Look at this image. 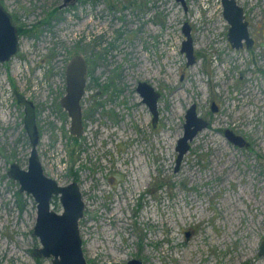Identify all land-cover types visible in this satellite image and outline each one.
Wrapping results in <instances>:
<instances>
[{"label":"rangeland","instance_id":"374dc122","mask_svg":"<svg viewBox=\"0 0 264 264\" xmlns=\"http://www.w3.org/2000/svg\"><path fill=\"white\" fill-rule=\"evenodd\" d=\"M0 1L26 27L19 50L0 62V264H51L32 254L36 203L7 174L12 161L26 167L30 151L14 90L35 104L44 172L79 183L88 264H264V0H236L254 39L239 48L221 0ZM184 21L196 55L189 65ZM76 53L87 61L78 142L59 104ZM138 80L159 91L155 125ZM192 102L209 124L176 168ZM51 206L61 209L57 197Z\"/></svg>","mask_w":264,"mask_h":264},{"label":"water","instance_id":"95a60500","mask_svg":"<svg viewBox=\"0 0 264 264\" xmlns=\"http://www.w3.org/2000/svg\"><path fill=\"white\" fill-rule=\"evenodd\" d=\"M185 5L184 0H180ZM222 13L229 26L227 38L232 47L238 48L245 42L246 47L253 44L244 9L236 0H221ZM181 30L184 38L180 51L185 53L186 65L196 60L192 42L191 26L184 21ZM19 31L13 23L11 14L0 1V62L7 61L19 50ZM65 91L59 98L60 106L69 117V132L79 136L83 131L81 98L85 92L87 78V62L79 53L70 56L64 67ZM136 90L142 96L152 113V124L155 125L158 110L159 91L145 80H138ZM18 102L23 105V126L30 142V151L26 167L12 161L8 167V175L19 184L18 190L30 194L36 203V217L32 233L37 236L39 245L32 249L35 257L49 258L51 264H88L82 248L79 220L83 216L85 203L80 186L76 180L61 184L47 175L37 151L39 130L36 122L34 102L25 94L14 90ZM212 109L216 105L212 103ZM183 133L177 138L175 167L178 168L183 155L189 149L190 141L199 130L207 127L205 118L198 115L196 104L192 102L185 110ZM225 136L234 144H247L246 139L226 128ZM57 197L61 209L51 206ZM259 254H264V236L259 246ZM126 264H142L138 258H130Z\"/></svg>","mask_w":264,"mask_h":264},{"label":"flooded vegetation","instance_id":"af4514ba","mask_svg":"<svg viewBox=\"0 0 264 264\" xmlns=\"http://www.w3.org/2000/svg\"><path fill=\"white\" fill-rule=\"evenodd\" d=\"M67 4V0H63V2H62V4L61 5H66ZM6 9V8H5ZM7 10V9H6ZM8 11V10H7ZM10 13V12H9ZM11 17H12V15H11ZM12 21H13V23L17 26V28H18V31H19V35H21L22 33H24V31H22V32H20V30H19V28H25L26 29V27H23L22 25H18V24H16L15 23V21H14V19H13V17H12ZM253 41H254V39H253ZM245 44V42H244V40H243V44H242V46H246V45H244ZM241 46V47H242ZM235 48V47H234ZM239 48V47H238ZM196 56V55H195ZM87 62V61H86ZM214 101H212L211 102V110H214V109H212V103H213ZM215 103V102H214ZM215 105H216V109L215 110H217L218 109V106H217V103H215ZM214 110V111H215ZM200 116V115H199ZM202 117V116H201ZM204 118V117H203ZM206 119V118H205ZM207 120V122H208V124H209V120L208 119H206ZM226 129V128H225ZM225 129H224V131H225ZM230 129V128H229ZM232 130V129H231ZM233 131V130H232ZM83 132V131H82ZM81 132V133H82ZM234 132V131H233ZM235 133V132H234ZM236 134H238V133H236ZM39 141V140H38ZM247 141V140H246ZM7 171H8V169H7ZM8 174V173H7ZM75 180V179H74ZM77 181V180H76ZM58 182V181H57ZM78 182V181H77ZM79 184V183H78ZM19 191V190H18ZM54 198H56V196L54 197Z\"/></svg>","mask_w":264,"mask_h":264},{"label":"trees","instance_id":"16d2710c","mask_svg":"<svg viewBox=\"0 0 264 264\" xmlns=\"http://www.w3.org/2000/svg\"><path fill=\"white\" fill-rule=\"evenodd\" d=\"M19 30H20V32H22V31L25 32V31H26L25 28H19ZM70 138H71V140H73L74 142H78V140H79V138H78V137H75V136H70ZM73 179L76 180V176L73 175ZM17 193H18L19 196H21L19 192H17ZM20 207H21V206H20ZM21 208H22V207H21Z\"/></svg>","mask_w":264,"mask_h":264}]
</instances>
